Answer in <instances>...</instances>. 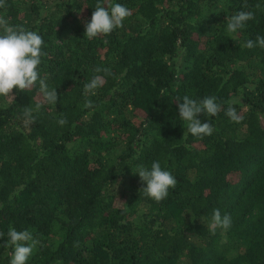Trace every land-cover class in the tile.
Returning <instances> with one entry per match:
<instances>
[{
	"label": "trees",
	"instance_id": "16d2710c",
	"mask_svg": "<svg viewBox=\"0 0 264 264\" xmlns=\"http://www.w3.org/2000/svg\"><path fill=\"white\" fill-rule=\"evenodd\" d=\"M115 2L131 15L93 39L97 0L0 4L9 25L42 36L40 76L59 97L43 102L38 84L0 96V264L10 228L38 241L27 264H264V48L244 46L264 36V0ZM239 11L254 18L229 34ZM98 74L91 96L84 85ZM184 96L222 105L198 116L211 135L188 133ZM157 160L177 181L160 202L135 174ZM214 209L229 228L213 224Z\"/></svg>",
	"mask_w": 264,
	"mask_h": 264
},
{
	"label": "clouds",
	"instance_id": "9594fccd",
	"mask_svg": "<svg viewBox=\"0 0 264 264\" xmlns=\"http://www.w3.org/2000/svg\"><path fill=\"white\" fill-rule=\"evenodd\" d=\"M2 3L3 0H0V4ZM130 15L131 10L124 4L113 0L106 6L102 0H97L91 19L85 24V36L89 39L101 35L107 36L115 29L122 27ZM253 18L254 14L250 11L237 12L230 17L227 23V32L237 34ZM43 44L42 36L36 31L11 26L5 17L0 16V96H10L14 88L22 91L38 84L43 102L49 105L57 104L59 98L57 87L50 86L47 80L40 76L39 66L42 62ZM244 46L248 49L257 46L264 48V36L257 35L255 40L248 39ZM96 72L107 74L108 70L97 68ZM102 84L103 76L94 75L84 85L85 93L94 96ZM178 101H182L178 106L179 118L186 122L188 133L194 137L208 136L213 133L212 123H202L198 116L204 113L208 117H215L221 111L222 105L217 103L215 96H206L199 100L184 96L182 100ZM85 107H93L91 99L85 102ZM39 108L40 105H36L35 109L29 106L24 108L23 123L25 126L34 123V112ZM225 114L233 122H239L241 119L236 108L232 106L225 109ZM66 123V119L58 120V124L61 126ZM135 174L146 185L142 191L148 198L156 202L166 199L170 189H174L177 183L172 172L162 167L158 160L154 161L150 168L139 167ZM212 221L215 226L224 229L231 226V217L228 214L222 216L219 209L213 210ZM8 237L13 249L9 264H27L38 241L27 229L17 231L15 228H10Z\"/></svg>",
	"mask_w": 264,
	"mask_h": 264
}]
</instances>
